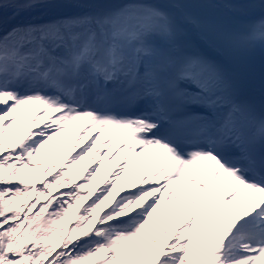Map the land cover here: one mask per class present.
<instances>
[{
  "label": "snow or ice",
  "instance_id": "1",
  "mask_svg": "<svg viewBox=\"0 0 264 264\" xmlns=\"http://www.w3.org/2000/svg\"><path fill=\"white\" fill-rule=\"evenodd\" d=\"M0 264H264V0H0Z\"/></svg>",
  "mask_w": 264,
  "mask_h": 264
},
{
  "label": "bare ground",
  "instance_id": "2",
  "mask_svg": "<svg viewBox=\"0 0 264 264\" xmlns=\"http://www.w3.org/2000/svg\"><path fill=\"white\" fill-rule=\"evenodd\" d=\"M28 111H32V109L31 108L30 109H26V113ZM26 127H27V124H26L25 116L23 115L21 117L20 122H19V126L14 128V129H11L10 132H12L13 135H18L20 132L24 131ZM79 131H81V127H78L76 129H74L73 132H67V134H65V138L64 139H62V137H59V136H54L53 139L48 144L45 145V148L42 150V155L48 154V155L56 157L57 159L64 158L65 156L68 155L69 149L72 146V142L76 138V134ZM61 141H63V142H61ZM58 142H60V150L57 152L55 150V145ZM108 158L109 157H107V156L105 157V159L103 161V164L101 165V168H103V167L106 168L107 167ZM90 159H91V157H87L85 159V161L82 162L81 165H77L76 166V170H78L83 164L88 163ZM97 163H100V162L97 161ZM112 168H114L113 165H112ZM100 178L101 177L98 175L97 176V182L100 180ZM97 182H94V184H96ZM163 207H164V205H161V208H163ZM73 221H74V217L71 219L70 223H73Z\"/></svg>",
  "mask_w": 264,
  "mask_h": 264
},
{
  "label": "rangeland",
  "instance_id": "3",
  "mask_svg": "<svg viewBox=\"0 0 264 264\" xmlns=\"http://www.w3.org/2000/svg\"><path fill=\"white\" fill-rule=\"evenodd\" d=\"M41 203H45V201H41ZM74 211H75V210H74ZM72 218H73V217H72ZM72 218L69 219V221H68V223H67L66 226H70V225L72 224V223H70V221H71Z\"/></svg>",
  "mask_w": 264,
  "mask_h": 264
}]
</instances>
